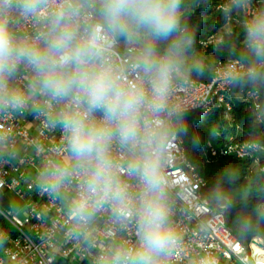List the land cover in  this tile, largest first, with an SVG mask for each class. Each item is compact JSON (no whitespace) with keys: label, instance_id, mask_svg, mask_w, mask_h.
I'll list each match as a JSON object with an SVG mask.
<instances>
[{"label":"clouds","instance_id":"obj_1","mask_svg":"<svg viewBox=\"0 0 264 264\" xmlns=\"http://www.w3.org/2000/svg\"><path fill=\"white\" fill-rule=\"evenodd\" d=\"M208 0H0V167L28 149L6 125L31 116L59 134L33 183L55 207L63 239L93 264H177L180 235L166 176L168 147L187 135L177 84L207 71L188 23ZM242 32L223 46L229 86L264 93V0H223L219 20ZM264 109H258V113ZM193 146L196 141H192ZM230 236H264V201L220 191ZM107 218L101 232L97 222ZM50 217H46V221ZM7 243L0 233V247ZM187 264H216L206 250Z\"/></svg>","mask_w":264,"mask_h":264},{"label":"built area","instance_id":"obj_2","mask_svg":"<svg viewBox=\"0 0 264 264\" xmlns=\"http://www.w3.org/2000/svg\"><path fill=\"white\" fill-rule=\"evenodd\" d=\"M253 4L259 6L260 0H253ZM234 20L241 26L243 17L237 16ZM216 40L219 39L213 35L206 44H213ZM233 67L229 61L218 62L211 80L203 82L191 78L187 84H177L172 103L184 114L220 111L227 116L232 110L234 96V87L229 86L227 76ZM246 97L254 100L257 118L262 121L263 114L257 111L261 109L258 94L249 90ZM6 126L12 129L28 151L15 164L0 167V190L10 204V208L0 204V233L7 237V243L0 247V264H93V257L84 246L73 245L63 239L58 230L57 210L33 183L39 156L31 146L41 150L50 148L58 143L59 134L46 130L31 116L12 120ZM230 141L219 149L210 145L211 155L248 157L256 164L260 163L264 146L232 138ZM261 170L264 172V165ZM165 174L171 184L173 218L180 235L177 264H187L184 257L201 250H206L216 264H264V239L257 237L246 245L234 243L226 212L212 207L203 198L201 190L207 183L188 159L180 134L169 144ZM20 212L22 216H19ZM46 217L50 220L46 221ZM97 227L103 232L108 227L107 218L102 216Z\"/></svg>","mask_w":264,"mask_h":264},{"label":"trees","instance_id":"obj_3","mask_svg":"<svg viewBox=\"0 0 264 264\" xmlns=\"http://www.w3.org/2000/svg\"><path fill=\"white\" fill-rule=\"evenodd\" d=\"M222 1L208 0L206 6L196 7L189 17L188 23L195 33L197 56L207 66V71L203 75H193L192 79L203 82L211 80L216 64L226 63L229 60L226 52H222V46L229 39L236 40L242 32L241 26L235 20L230 27L221 24L219 5ZM213 35L219 40L207 45V39ZM248 91L247 88L234 87L232 110L227 116L220 111L204 113L203 118L196 120L188 128L185 127L187 135L180 134L184 139L188 159L207 183L201 193L212 207H217L212 197L220 191L231 194L236 200L246 198L250 204L264 201V197H257L264 190V172L261 170L264 165V155H261V161L258 164L248 157L239 159L235 155H211L210 145L219 149L229 144L231 138L234 141L264 146V110H261L263 119L259 121L254 100L246 97ZM239 93L242 94V98L237 96ZM258 96L261 109H264V93ZM188 114L185 113L184 118ZM193 140L196 141L195 146H193ZM226 218L230 227L234 213L226 212ZM261 237L264 239V236Z\"/></svg>","mask_w":264,"mask_h":264},{"label":"rangeland","instance_id":"obj_4","mask_svg":"<svg viewBox=\"0 0 264 264\" xmlns=\"http://www.w3.org/2000/svg\"><path fill=\"white\" fill-rule=\"evenodd\" d=\"M239 98H242V94H237ZM204 117V113L199 112V111H194L190 112L187 117L184 118V127L188 128L189 126L193 125L194 122L198 119H201ZM258 198H263L264 197V190H262L258 195ZM13 212H16L14 209ZM19 216H22V212L19 213Z\"/></svg>","mask_w":264,"mask_h":264},{"label":"water","instance_id":"obj_5","mask_svg":"<svg viewBox=\"0 0 264 264\" xmlns=\"http://www.w3.org/2000/svg\"><path fill=\"white\" fill-rule=\"evenodd\" d=\"M0 204H2L5 208H10L9 200L3 194V192L1 190H0Z\"/></svg>","mask_w":264,"mask_h":264}]
</instances>
